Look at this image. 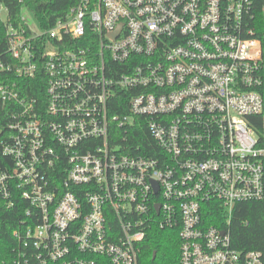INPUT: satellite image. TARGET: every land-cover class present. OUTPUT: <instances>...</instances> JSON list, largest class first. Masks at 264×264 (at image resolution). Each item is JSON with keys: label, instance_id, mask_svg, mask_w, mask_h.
<instances>
[{"label": "built area", "instance_id": "2783aa9c", "mask_svg": "<svg viewBox=\"0 0 264 264\" xmlns=\"http://www.w3.org/2000/svg\"><path fill=\"white\" fill-rule=\"evenodd\" d=\"M5 39L11 264H139L154 230L178 264H264L227 229L264 199V0H76L47 28L22 8Z\"/></svg>", "mask_w": 264, "mask_h": 264}, {"label": "trees", "instance_id": "16d2710c", "mask_svg": "<svg viewBox=\"0 0 264 264\" xmlns=\"http://www.w3.org/2000/svg\"><path fill=\"white\" fill-rule=\"evenodd\" d=\"M76 0H0V54L5 49V23L17 26L20 23L21 9L26 8L41 28H47L74 5ZM4 13V17H2ZM42 89L35 90V95ZM31 94V93H30ZM121 113V112H118ZM122 135V132H119ZM134 144H145L150 137L146 127L138 132L128 133ZM15 211L3 212L0 215V264H11L10 249L12 240L10 232L14 228ZM224 219L215 220L206 213L207 226H225ZM231 245L240 251H264V199L259 202L238 203L234 207L229 225ZM179 241L176 233L171 230H154L143 241L139 264H178ZM155 257L152 260V253Z\"/></svg>", "mask_w": 264, "mask_h": 264}, {"label": "rangeland", "instance_id": "374dc122", "mask_svg": "<svg viewBox=\"0 0 264 264\" xmlns=\"http://www.w3.org/2000/svg\"><path fill=\"white\" fill-rule=\"evenodd\" d=\"M1 15L2 17H4V13H2ZM25 18H26V22H28L29 24L33 23V21L27 15H25Z\"/></svg>", "mask_w": 264, "mask_h": 264}, {"label": "water", "instance_id": "95a60500", "mask_svg": "<svg viewBox=\"0 0 264 264\" xmlns=\"http://www.w3.org/2000/svg\"><path fill=\"white\" fill-rule=\"evenodd\" d=\"M155 257V252L152 253V260L154 259Z\"/></svg>", "mask_w": 264, "mask_h": 264}]
</instances>
